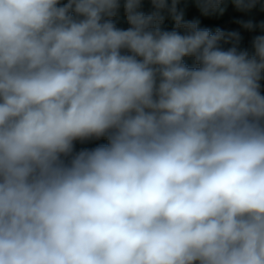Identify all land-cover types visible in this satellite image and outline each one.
Wrapping results in <instances>:
<instances>
[{
  "label": "clouds",
  "instance_id": "9594fccd",
  "mask_svg": "<svg viewBox=\"0 0 264 264\" xmlns=\"http://www.w3.org/2000/svg\"><path fill=\"white\" fill-rule=\"evenodd\" d=\"M182 2L0 0V264H264V0Z\"/></svg>",
  "mask_w": 264,
  "mask_h": 264
},
{
  "label": "rangeland",
  "instance_id": "374dc122",
  "mask_svg": "<svg viewBox=\"0 0 264 264\" xmlns=\"http://www.w3.org/2000/svg\"><path fill=\"white\" fill-rule=\"evenodd\" d=\"M231 3L227 4L226 7V11L222 16H211V17H202L200 16L199 12L197 11V9L194 7V5L192 4L191 0H187L186 3H181L180 7H184L186 9V19H193V18H199L201 20V26L202 27H210L213 30L215 29L216 25H220L222 23H225V29H236L238 26L230 20V16L227 13V9H229ZM149 9V6L146 4L145 5V10L147 11ZM236 11H234L235 13ZM123 13L120 14L119 18H118V26L120 27H124L123 25V20L122 18H124L123 16L121 17ZM255 19L258 17L260 18V21H264V12H260L259 10H257L256 12L253 13ZM237 19V18H236ZM221 20L223 22H221ZM166 29L171 30L173 28V24L170 21H166L164 26ZM257 34H261L259 32L256 33H249L247 34L246 32H242V35L244 37V39H246V42L249 44L251 38L253 35H257ZM105 141H102V143H104ZM94 143V142H93ZM93 143L91 144H87V145H77V147H93Z\"/></svg>",
  "mask_w": 264,
  "mask_h": 264
},
{
  "label": "trees",
  "instance_id": "16d2710c",
  "mask_svg": "<svg viewBox=\"0 0 264 264\" xmlns=\"http://www.w3.org/2000/svg\"><path fill=\"white\" fill-rule=\"evenodd\" d=\"M230 6H231V7H229V9H227V13H228L229 16H230V20H231V21H234L236 18H240V17L242 16V14H241V13H238L237 11L234 13V11H235L234 7H233L232 5H230ZM122 16L124 17L123 14L121 15V17H122ZM122 20H123V25H124V27H127L125 17L122 18ZM256 20H257V21H260V18L257 17ZM221 22H223V21L221 20ZM216 27H220V28H222V29H225V23H222V24H220L219 26L216 25L215 28H216ZM246 33L249 34L248 32H246ZM243 46H244V47H247V46H248V43L246 42V39L243 40ZM187 63H189V64L191 65L192 61L189 59V60H187ZM102 141H103V140H102ZM102 141L94 142V143H93V147H94L97 143H102Z\"/></svg>",
  "mask_w": 264,
  "mask_h": 264
}]
</instances>
